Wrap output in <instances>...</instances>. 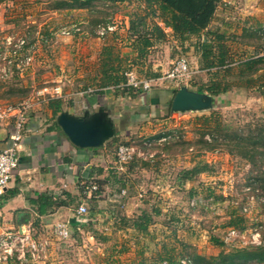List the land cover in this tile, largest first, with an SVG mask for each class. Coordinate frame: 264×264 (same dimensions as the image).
Returning a JSON list of instances; mask_svg holds the SVG:
<instances>
[{"label":"rangeland","instance_id":"374dc122","mask_svg":"<svg viewBox=\"0 0 264 264\" xmlns=\"http://www.w3.org/2000/svg\"><path fill=\"white\" fill-rule=\"evenodd\" d=\"M0 1V113L29 99L35 107L44 106L38 93L46 87L55 88L57 84L51 78L57 74L62 75L63 83L58 85L63 93L96 89L104 47H113L119 53L127 80L133 73L137 81H152L151 89H141L136 99L113 90L117 97L108 101L103 97V103L116 106L123 111V117L117 124L116 136L103 150L105 173L100 200L94 203L91 194L86 193L82 204L88 212L84 217L78 216V207L73 206L67 214L48 216L53 220L49 224L35 227L34 222L26 223L23 229L38 247L36 256L30 254L29 244L17 242L12 258L4 264H167L193 260L194 255L216 257L221 251L255 246L251 242L256 229L264 243V156L255 155L250 160L230 155L222 140L219 145L213 141L204 119L216 111L231 130L248 134L261 128L264 98L259 90L233 88L226 96L217 97L218 104L211 110L172 112L167 102L150 104L153 90L169 91L187 85L195 91L193 85L208 84L209 76L200 70L194 51L183 50L168 29L166 40L155 44L146 58L134 63L130 22L149 13L148 23H158L165 29L156 16L147 12L143 1L98 2L90 10H58V0ZM106 22L117 24V31L100 38L98 28ZM65 28L73 29L71 36L62 34ZM217 28L226 33L224 44L230 50L229 63L233 64V75L226 77L222 69L220 80L236 81V63L264 55V0H224L218 5L210 29ZM139 30L144 32L142 26ZM181 56L196 71L194 76L188 81L165 79ZM28 58L32 59L29 64ZM159 73L161 77L154 81L152 76ZM147 140H154L150 156L129 165V171L123 174V186L119 173L124 172H119L116 164L117 146L128 142L148 151L143 146ZM199 160L210 163L213 173L181 182L179 173ZM123 190L126 195L121 194ZM191 193L202 204L192 207ZM244 206L250 209L246 238L231 246L225 244L223 249L214 245L213 238L221 242L234 228L230 222L235 216H243ZM155 210L160 214L156 215ZM143 212L154 216L146 235L132 228L133 220ZM124 217L128 222L123 221ZM63 222L71 231L66 239L55 233V225ZM0 233H11L14 239L19 229L1 227Z\"/></svg>","mask_w":264,"mask_h":264},{"label":"trees","instance_id":"16d2710c","mask_svg":"<svg viewBox=\"0 0 264 264\" xmlns=\"http://www.w3.org/2000/svg\"><path fill=\"white\" fill-rule=\"evenodd\" d=\"M145 3L147 12H151L156 16L165 29L158 23H148L146 16L140 17L138 20H132L129 30L133 33V50L136 52V59L141 60L147 57L148 52L155 44L165 41L168 37L167 29L171 30L175 42L179 46L188 51L193 49L195 57H198L200 70L207 72L209 83L203 86L193 85V89L199 93H208L210 96L219 97L226 96L233 88L237 89H257L262 92L264 88V55H256L254 58L236 63L237 80L226 81L220 80L219 74L222 69L225 70L226 77L232 76L233 67L229 62L230 50L224 44L226 33L217 28L212 31L218 5L224 0H141ZM2 2V1H0ZM98 2H109L112 4H122L127 0H58L55 6L58 10H90ZM110 22H106L107 25ZM139 26L144 28V32L139 30ZM207 32L202 37V33ZM189 43V44H188ZM188 44V45H187ZM181 56L179 58H182ZM178 58V59H179ZM138 64V63H137ZM230 64V65H229ZM122 62L119 60V53L113 47H104L101 54L98 76L96 78V89H100L98 94L104 96V90L113 88L123 97L132 99L139 98L142 94L141 89L129 86L125 70H121ZM191 66V64H190ZM194 76V75H193ZM161 77V74L152 76V79ZM179 81V80H178ZM262 81L261 83H258ZM179 86L173 87L169 91L153 90L151 96H160L165 93L170 95V99L166 101L170 106L173 98L179 90ZM103 90V91H101ZM165 92V93H164ZM49 108L53 111L54 117L63 112L64 101L61 99H51L48 102ZM205 122L209 124L207 132L212 133L213 141L219 145V140L223 141V146L228 148L230 155L237 154L245 159L253 160L255 155L264 156V126L261 128L250 130L248 134H244L242 130H231L227 128L221 121L218 112L214 111L209 117H205ZM14 121V119H12ZM128 143V142H127ZM132 144V143H128ZM263 151L260 152L259 150ZM137 159L126 165L124 173H119L121 179L119 182L124 186L126 180L123 174L129 171V165L134 164ZM105 171L103 169V175ZM213 167L210 163L199 160L195 162L190 169H185L179 173L181 182H192L199 175L212 174ZM104 181H107L105 179ZM98 189L89 191V184H85L79 196H73L68 192H62L58 195L53 193H41L37 199H29V203L34 207L36 219L33 226L38 227L42 223V218L52 215L61 208H78L83 205L82 201L86 197V193L91 194L90 200L97 203L102 197L103 182L96 181ZM122 186V187H123ZM195 192V191H193ZM16 195V191L11 193ZM193 195V193H191ZM198 196L193 195V199ZM77 208V210H78ZM242 210V208H241ZM77 212V211H76ZM156 215L160 214L159 210H155ZM243 213V212H242ZM86 216V215H84ZM80 216V217H84ZM246 215L233 217L230 225L238 230H246ZM124 222L128 219L123 218ZM154 222V216L148 212H143L137 219L133 220L132 228L139 234L146 235L151 224ZM212 242L217 247L223 249L225 243L213 238ZM189 259V258H188ZM192 264H264V243L261 246H249L243 249H234L229 253L221 251L216 257H204L194 255V259H189ZM167 264H181V260Z\"/></svg>","mask_w":264,"mask_h":264},{"label":"crops","instance_id":"0c3cea01","mask_svg":"<svg viewBox=\"0 0 264 264\" xmlns=\"http://www.w3.org/2000/svg\"><path fill=\"white\" fill-rule=\"evenodd\" d=\"M245 47L252 48L247 45ZM51 82L57 84L55 88L59 89L56 99L64 101L63 112L67 111L77 117H82L86 113L95 114L104 107L111 112L116 125L122 121L123 111L116 106L113 108L103 103V97L105 101L117 97L113 94L115 89H105L104 96L97 93L100 89L63 93L62 87L58 85L63 83L62 75L57 74L52 77ZM169 99L170 96L167 93L160 96L154 95L150 98V104L157 105L159 100L166 102ZM57 117L58 115L54 117L48 103L34 107L29 114L26 133L18 151V170L5 192L1 194L0 228L17 227L19 229L18 223L22 220L27 224H32L36 219V214L29 199H37L41 193L48 192L58 195L68 192L73 196H79L85 184L103 182V161H105L103 150L106 149L108 143L97 148L77 147L63 132L57 122ZM128 121L131 122V119L128 118ZM13 132V120L0 123V149L7 147ZM13 191H16L14 196L11 194ZM70 210L71 208H61L49 216L67 214ZM6 214L10 217L8 218ZM49 221L53 220H49L48 216L42 218V223L49 224Z\"/></svg>","mask_w":264,"mask_h":264},{"label":"built area","instance_id":"2783aa9c","mask_svg":"<svg viewBox=\"0 0 264 264\" xmlns=\"http://www.w3.org/2000/svg\"><path fill=\"white\" fill-rule=\"evenodd\" d=\"M75 31H79L76 27H73ZM117 31V24L109 23L107 25H100L97 31L98 36L101 38L106 37L109 34H114ZM73 29H64L62 34L65 36H71ZM24 45V42H22ZM32 61L31 58L27 59V64ZM196 71L192 69L190 66L189 61L185 58H179L173 64L172 69L167 73L165 79L173 80V81H188ZM128 85L132 86L137 89H143L144 91H149L152 86V81H137L135 75L131 73L129 75ZM50 95L49 98L46 95ZM59 95V89L53 88L50 89L48 87L44 88L38 96L40 98V102H48L51 99H56ZM35 107L34 101L31 99L21 103L17 107L8 108L7 110L0 113V123L6 122L9 120L14 119V132L10 135L9 142L7 147L4 149H0V195L5 192L7 187L9 186L11 180L15 172L18 170L19 167V157L18 151L19 147L23 141V138L26 133V124L29 119V114ZM166 138L161 139L160 142L165 141ZM154 140H147L144 143V148L149 149L148 151L142 150V148L134 145L123 143L119 144L116 149V164L117 170L119 172H125L126 165L132 162L135 159H147L150 156V149L153 146ZM89 191H96L98 186L96 183H90ZM248 191L251 189L248 188ZM123 195H126V191L123 190ZM191 206L196 207L198 204H202V200L198 198H194L191 200ZM88 212V209L85 205H81L77 210L78 216H84ZM242 212L247 215L250 213V209L248 206H244L242 208ZM257 233L253 237V241L251 242L252 245L261 246L262 241H260V233L255 230ZM55 233L63 238L66 239L70 236L71 231L68 223H57L55 225ZM246 230H238V229H230L226 236L223 238V242L226 245H233L241 242L245 237ZM19 240V241H18ZM31 238L29 233L26 231L24 234H18V237L12 238L11 233L4 235V233H0V264L6 263L10 258L13 256L14 248H16L17 242L18 243H27L30 247V254L35 257L36 252L38 251V247L34 242H31ZM181 264H192V261L189 259H182ZM255 264V263H253Z\"/></svg>","mask_w":264,"mask_h":264},{"label":"water","instance_id":"95a60500","mask_svg":"<svg viewBox=\"0 0 264 264\" xmlns=\"http://www.w3.org/2000/svg\"><path fill=\"white\" fill-rule=\"evenodd\" d=\"M218 98L208 93H199L183 85L175 94L172 112H201L211 110L218 104ZM57 122L69 140L79 148L102 147L111 141L117 133L115 118L107 108H101L97 113L77 117L67 111L57 117ZM52 220V219H49ZM19 233L24 234L26 221H20Z\"/></svg>","mask_w":264,"mask_h":264}]
</instances>
